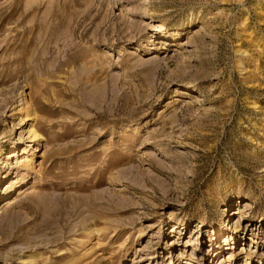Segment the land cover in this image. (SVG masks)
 Masks as SVG:
<instances>
[{
    "label": "rangeland",
    "instance_id": "rangeland-1",
    "mask_svg": "<svg viewBox=\"0 0 264 264\" xmlns=\"http://www.w3.org/2000/svg\"><path fill=\"white\" fill-rule=\"evenodd\" d=\"M262 253L264 0H0V264Z\"/></svg>",
    "mask_w": 264,
    "mask_h": 264
},
{
    "label": "bare ground",
    "instance_id": "bare-ground-1",
    "mask_svg": "<svg viewBox=\"0 0 264 264\" xmlns=\"http://www.w3.org/2000/svg\"><path fill=\"white\" fill-rule=\"evenodd\" d=\"M128 7H130V6H128ZM13 105H14L13 106V111H14L15 115H16V113H22L21 121L25 122L27 120H32L30 125H29V127H28L27 134L29 135V138L32 139V141H37L39 139L40 135H39L37 129H35V125H36L35 121H39V118H37V114L33 110L34 109L33 108L34 103L30 99L26 98V96L22 95L18 100H16L14 102ZM24 122H23V124H24ZM28 146H30V145H27L26 147H24V151L28 150ZM33 157L34 156H32L31 159H30L27 156L28 160H26V162L24 163V167L25 168H31V165L33 163ZM234 230H235V232H238V233L242 232L244 236L247 235L246 233H248V234L251 233V235L252 234H257L254 231V228H251V227H248V226L243 228L242 224L236 225ZM217 245H218V242L214 246L216 247ZM221 252H219V253H221ZM256 254H258V253H256ZM249 255H250L249 253L246 255L247 258H249ZM263 257H264V253H262V255H260V259L262 260Z\"/></svg>",
    "mask_w": 264,
    "mask_h": 264
}]
</instances>
